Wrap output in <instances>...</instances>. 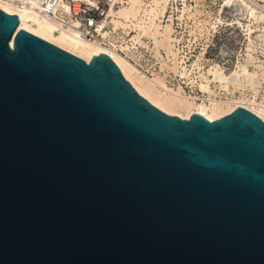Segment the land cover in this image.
<instances>
[{
    "label": "water",
    "instance_id": "water-1",
    "mask_svg": "<svg viewBox=\"0 0 264 264\" xmlns=\"http://www.w3.org/2000/svg\"><path fill=\"white\" fill-rule=\"evenodd\" d=\"M18 24L0 9V264H264V120L166 113Z\"/></svg>",
    "mask_w": 264,
    "mask_h": 264
},
{
    "label": "bare ground",
    "instance_id": "bare-ground-1",
    "mask_svg": "<svg viewBox=\"0 0 264 264\" xmlns=\"http://www.w3.org/2000/svg\"><path fill=\"white\" fill-rule=\"evenodd\" d=\"M22 1L23 0H0V9L19 16L17 28H23L86 61H89L93 55H98L101 52L107 53L138 93L166 113L178 115L182 118H189L192 113H199L211 121L230 113L238 106H244L264 120V95L259 105L253 106L251 104H246L245 101L242 103H231L228 100L217 99V92L212 88V84H214L230 92L234 91L236 88L246 87L252 90L251 96L255 98L259 86H262V83H264V60L255 57V52H258V49L257 46L253 44L254 39L252 36L254 32H258L256 37L261 39L259 43V52H261L264 57V12L259 10L252 2L244 21L242 18L237 17L229 23H237L245 31L248 41L247 59H245L244 62L238 61L235 67L229 71H225L222 66L215 64L208 68L207 71L198 72L199 74L197 77H199V79L197 83L200 90L208 97V104H206V99L201 102L191 100L184 93L181 85L176 88L174 93L164 88L162 89V87H157L158 85L155 84L152 79L141 74V72H139V70L122 54V50H127L129 46L123 43L116 44L112 39L113 36L111 37V32L107 29H101L100 36L102 39H95L93 41L79 38L59 30L51 20L34 9L22 5ZM232 1L233 0H224L223 6L230 5ZM241 1L245 2L246 0ZM168 2L169 0H127L126 4L116 9H110L109 18L104 21V24H111L114 30L119 27L124 30L130 29L135 32L131 40L134 43H141L142 41L140 39L142 36L152 35L154 20L159 18V15L164 14ZM184 10L185 8L183 11ZM222 22L223 18L218 17L213 27L216 28V23L220 24ZM129 32L130 31H128V33ZM250 65L254 66L252 70L249 69ZM174 69L178 70L182 76L187 75L186 68L178 63H175ZM190 78L191 82L196 81V77L191 76Z\"/></svg>",
    "mask_w": 264,
    "mask_h": 264
},
{
    "label": "rangeland",
    "instance_id": "rangeland-1",
    "mask_svg": "<svg viewBox=\"0 0 264 264\" xmlns=\"http://www.w3.org/2000/svg\"><path fill=\"white\" fill-rule=\"evenodd\" d=\"M251 2L264 12V0H233L228 6H223L224 0H169L164 14L154 20L152 35L142 36L141 43L131 40L135 32L130 29L119 27L114 30L110 24V34L116 44L129 46L127 50H122V54L141 74L152 79L157 87L174 93L181 85L191 100L201 102L206 99L208 104L207 95L200 90L197 83L198 72L207 71L215 64L229 71L238 61L244 62L247 59L248 41L245 31L237 23H229L237 17L244 21ZM218 17H222L223 22L216 23L217 27L214 28ZM254 33L253 44L258 49L255 57L264 60L259 52L261 39L256 37L258 32ZM174 62L184 66L187 75L182 76L174 69ZM253 68L254 66H249L250 70ZM189 76L196 77V81L191 82ZM263 85L259 86L255 98L251 96L252 90L246 87L230 92L214 84L212 88L217 92V99L231 103L245 101L248 105L256 106L264 95Z\"/></svg>",
    "mask_w": 264,
    "mask_h": 264
},
{
    "label": "built area",
    "instance_id": "built-area-1",
    "mask_svg": "<svg viewBox=\"0 0 264 264\" xmlns=\"http://www.w3.org/2000/svg\"><path fill=\"white\" fill-rule=\"evenodd\" d=\"M127 0H23L22 5L34 9L51 20L59 30L87 39H102L101 29L110 31L109 18L111 8L126 4ZM105 44L104 42H102Z\"/></svg>",
    "mask_w": 264,
    "mask_h": 264
}]
</instances>
